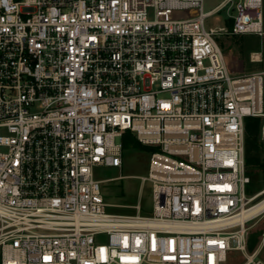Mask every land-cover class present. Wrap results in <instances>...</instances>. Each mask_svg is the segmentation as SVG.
I'll return each instance as SVG.
<instances>
[{"label": "built area", "instance_id": "1", "mask_svg": "<svg viewBox=\"0 0 264 264\" xmlns=\"http://www.w3.org/2000/svg\"><path fill=\"white\" fill-rule=\"evenodd\" d=\"M203 2L0 0V264H264L239 216L264 71L231 74L205 26L261 35L263 0ZM126 131L154 148L150 214L108 212L94 176Z\"/></svg>", "mask_w": 264, "mask_h": 264}, {"label": "rangeland", "instance_id": "2", "mask_svg": "<svg viewBox=\"0 0 264 264\" xmlns=\"http://www.w3.org/2000/svg\"><path fill=\"white\" fill-rule=\"evenodd\" d=\"M222 0H204L203 10L208 11L220 3ZM192 14L193 11L184 12ZM149 15H153V11L149 10ZM182 15V13H181ZM228 18L227 8L211 14L205 19V26L215 29L226 27V19ZM230 30L226 29L223 33L215 36L219 45L223 48L228 47V39ZM227 50V49H226ZM141 147H128L123 149V165L122 167H95L94 176L96 179L102 180L101 189L105 201L108 203L106 210L112 213L134 214L136 207L140 206L141 214H150L152 211L151 186L149 183H141L140 177L147 174L149 159L153 147L142 144L138 138L132 133ZM262 138V137H261ZM264 191V188L262 189ZM247 195H252L246 193ZM264 196V192L256 199L259 200ZM248 239H257L262 241L264 235V216L259 215L247 223ZM258 242V243H259ZM260 243L255 248L258 250ZM253 250V251H255ZM248 252H250L248 250ZM259 258L264 261V242L258 250ZM245 258L242 253L232 251L228 253V260L225 264H242Z\"/></svg>", "mask_w": 264, "mask_h": 264}, {"label": "trees", "instance_id": "3", "mask_svg": "<svg viewBox=\"0 0 264 264\" xmlns=\"http://www.w3.org/2000/svg\"><path fill=\"white\" fill-rule=\"evenodd\" d=\"M232 22L230 28L232 27ZM264 126V118L246 117L244 121L245 130V167L249 176L246 185V193L254 194L264 188V139L261 138V128ZM123 149L128 147H141L130 131L122 136ZM258 240L248 239L247 248L252 252Z\"/></svg>", "mask_w": 264, "mask_h": 264}, {"label": "crops", "instance_id": "4", "mask_svg": "<svg viewBox=\"0 0 264 264\" xmlns=\"http://www.w3.org/2000/svg\"><path fill=\"white\" fill-rule=\"evenodd\" d=\"M262 15L263 33L261 35L256 33L230 34L227 48H223L218 44L223 52L225 63L231 74L237 75L242 73L264 71V0L262 5ZM231 22L233 24L232 18L228 16L226 19V27L223 28L230 30ZM260 215L264 216V212ZM258 242L256 247L259 243L261 245V243L264 242V235L262 241ZM260 245L258 250H260ZM258 250H255L257 252V256Z\"/></svg>", "mask_w": 264, "mask_h": 264}, {"label": "bare ground", "instance_id": "5", "mask_svg": "<svg viewBox=\"0 0 264 264\" xmlns=\"http://www.w3.org/2000/svg\"><path fill=\"white\" fill-rule=\"evenodd\" d=\"M263 212H264V196L259 198V200L256 201L254 204H252L249 208L245 209L239 216H240V219L242 220V219H245L251 216L257 217Z\"/></svg>", "mask_w": 264, "mask_h": 264}]
</instances>
